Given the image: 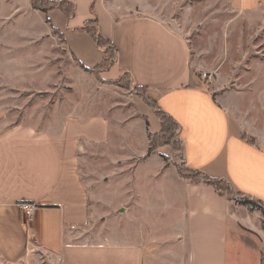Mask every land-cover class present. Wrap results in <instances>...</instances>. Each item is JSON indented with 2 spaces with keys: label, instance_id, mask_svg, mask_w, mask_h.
<instances>
[{
  "label": "crops",
  "instance_id": "crops-1",
  "mask_svg": "<svg viewBox=\"0 0 264 264\" xmlns=\"http://www.w3.org/2000/svg\"><path fill=\"white\" fill-rule=\"evenodd\" d=\"M67 1L76 6L74 16L60 9L64 20L56 22L51 15L59 8L33 9L42 23L24 27L22 39L28 41L13 45L0 40V89L47 88L59 76L61 69L53 66L58 58L85 76L81 62L93 68L104 58L92 34L81 29L97 19L102 35L118 50L116 63L100 77L111 81L130 72L135 84L146 88V96L139 98L153 101L181 125L187 167L227 179L264 202V144L249 140V123L218 101L194 69L186 35L140 0L123 7L117 0ZM230 3L240 13L264 16V0ZM65 104L61 118H45L39 109L23 113L18 102L8 113L0 112V263L16 264L41 250L60 264H264L262 211L175 171L162 174L164 179L153 171L159 178L147 189L149 200L140 204L138 214L149 209L141 230L134 213L126 241H86L82 229L92 215V197L82 176V154L110 142L112 120L108 113L87 114L84 105ZM169 174L175 181L167 179ZM175 182L184 186V207L177 219L159 217L149 205ZM24 202L36 204L31 221L23 220L19 205Z\"/></svg>",
  "mask_w": 264,
  "mask_h": 264
},
{
  "label": "rangeland",
  "instance_id": "rangeland-1",
  "mask_svg": "<svg viewBox=\"0 0 264 264\" xmlns=\"http://www.w3.org/2000/svg\"><path fill=\"white\" fill-rule=\"evenodd\" d=\"M136 1L117 0V3L123 7ZM140 1L172 21L186 35L192 48L194 69L208 81L218 101L249 123V140L264 144L263 13H240L230 0ZM33 9L31 0H0V40L13 45L28 41L22 39L24 27L42 23L41 16ZM92 14L98 16L96 10ZM63 15L60 9L55 10L51 18L60 22L59 19L64 20ZM32 37L30 34L29 38ZM96 49L103 53L98 45ZM53 66L61 70L47 88L0 89V112L8 113L6 110L15 107L12 103L18 102L24 105L23 113L39 109L45 118H61L66 114L65 102L70 101L84 105L87 114L108 113L112 120L110 142L92 145L82 154V176L92 197V215L82 230L86 241L99 242L105 238L126 241L133 228L132 214L137 215L142 209L140 204L149 200L148 187L156 185L159 176L161 179L169 171L183 177L180 170L186 167L178 128L169 122L173 136H153L151 133L161 129L160 120L153 107L139 98L143 94L127 78L118 84L89 71L81 76L72 62L61 58L55 59ZM153 171H160L159 176H153ZM166 177L175 181V176ZM172 186L166 189L167 194L161 200L149 205L158 210L159 217L164 214L177 219L184 207L180 195L184 186L179 182ZM223 188L226 193H235L232 188L227 190V185ZM153 213H150L151 221L156 217ZM143 214L136 216L139 230L143 226ZM16 264L60 263L40 250Z\"/></svg>",
  "mask_w": 264,
  "mask_h": 264
},
{
  "label": "trees",
  "instance_id": "trees-1",
  "mask_svg": "<svg viewBox=\"0 0 264 264\" xmlns=\"http://www.w3.org/2000/svg\"><path fill=\"white\" fill-rule=\"evenodd\" d=\"M32 6L35 9H38L42 12H49L50 10L59 8L61 9L65 15L70 18L75 15L76 13V6L74 3L67 1V0H31ZM46 6H41V4H46ZM94 5H92V11L94 12ZM48 21H50L48 16ZM82 30L88 31L92 36L94 37L97 45L103 50L104 58L100 64L97 66L90 68L86 65H84L82 62L80 63L81 66L89 71L95 73L98 77H100V73L108 70L111 66H113L118 58V50L115 47V45L99 30L97 19H89L85 22V24L81 27ZM101 78V77H100ZM128 79V81L133 85L134 88L139 90L140 96H146V88L136 85L133 76L130 72H124L122 76H120L116 80H111V82L123 84L124 79ZM110 81V80H106ZM146 98V97H145ZM148 99V97H147ZM150 105L153 107L155 113L157 114L160 123H161V130L157 133H151L153 136H158L159 134H164L165 136L169 134V136H173L172 134V128L169 125V122H172L173 125H175L178 128V133L180 135L181 131V125L174 119L172 115L167 113L166 111L162 110L160 107H158L153 101H149ZM181 146H182V156H183V163L185 164L186 169L180 170L183 177L188 179L189 181L193 183H205L212 185L221 195L227 197L231 201H235L237 204L240 205H246L251 210H260L263 213L264 216V202L252 195L243 193L241 191H238L232 183H230L227 179L224 178H215L211 177L205 172L199 170V169H193L189 168L186 165L185 159H184V144L181 138L179 137ZM224 185H227V190L229 188H232L235 190V193H226L224 190ZM263 225H264V219H263Z\"/></svg>",
  "mask_w": 264,
  "mask_h": 264
},
{
  "label": "built area",
  "instance_id": "built-area-1",
  "mask_svg": "<svg viewBox=\"0 0 264 264\" xmlns=\"http://www.w3.org/2000/svg\"><path fill=\"white\" fill-rule=\"evenodd\" d=\"M19 207L22 211L24 222L31 221L33 218L34 211L36 209V204L24 202V203H21Z\"/></svg>",
  "mask_w": 264,
  "mask_h": 264
},
{
  "label": "water",
  "instance_id": "water-1",
  "mask_svg": "<svg viewBox=\"0 0 264 264\" xmlns=\"http://www.w3.org/2000/svg\"><path fill=\"white\" fill-rule=\"evenodd\" d=\"M0 264H3V263H0Z\"/></svg>",
  "mask_w": 264,
  "mask_h": 264
}]
</instances>
